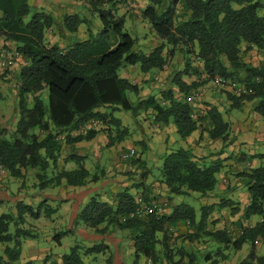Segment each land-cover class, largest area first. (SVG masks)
I'll return each mask as SVG.
<instances>
[{"label": "trees", "instance_id": "1", "mask_svg": "<svg viewBox=\"0 0 264 264\" xmlns=\"http://www.w3.org/2000/svg\"><path fill=\"white\" fill-rule=\"evenodd\" d=\"M148 1L142 16L165 42L149 55L134 51L136 40L125 31L126 17L119 14L121 0H87V11L97 14L102 24L101 30L96 32L93 22L79 14L56 18L42 11L33 14L26 22L32 12L31 0H0V40L6 42L5 49L13 44L25 61L17 77L16 128L11 130L9 124L0 125V164L10 177L23 180L29 169H36L40 190L58 187L63 182L70 187H84L96 182L98 177L91 176L85 167L84 157L77 155H70L66 160L75 163L76 169H61L52 176L49 172L58 167V160L66 146L91 141L100 132L109 137V147L128 139L129 128L114 116L118 111L131 112L134 117L141 111L151 112L158 124L164 127L174 124L182 140L200 131L207 133L211 140L228 141L231 124L216 106L195 119L192 106L184 98L179 100L174 90L164 92L160 99L155 96L141 98L138 97L139 84L119 74V70L127 65L139 66L144 74L153 70L163 71L177 51L195 54L202 63V67H195L188 60L186 68L175 74L171 85L178 89L179 95L187 96L215 78H222L232 84H242L247 91L246 94L228 92V113L253 103L251 111L264 117V65L246 63L242 51L246 46V50L256 49L264 55V0ZM83 26L87 27V39L68 44L66 48L57 42L51 44L47 38L49 31L55 27L75 34ZM166 44L172 47L169 56L164 53ZM185 76L190 80H186ZM46 90L50 95L49 107L42 100V93ZM129 93L135 94L136 100H131ZM30 101L33 102L32 107L29 106ZM92 122L102 125V130L71 135ZM135 144L142 148V152L148 150L143 141ZM135 155L126 161L138 169L145 168L146 163ZM251 159H264V154L252 155ZM222 169L223 161L198 158L192 149L181 148L164 157L161 183L166 185L172 196L191 193L210 196L219 185L218 175ZM237 177L241 178L250 194L249 206L244 209V220L261 218L249 228L239 225L237 238H233L226 229L215 230V222L211 221L216 207L229 208L232 216L241 212L237 203L227 199L217 206H203L200 214L193 206L181 204L170 215L153 214L131 219L130 214L140 203L126 189L114 196L112 204L93 197L81 219L102 234L107 233L109 227L129 230L137 261L146 257L153 264L161 261L162 252L171 261L167 226L178 223L189 224L194 229L195 233L189 236L191 239H212L225 248L232 247L238 251L245 243L254 248L257 240L264 245V166L243 171ZM148 194L144 190L143 198L149 199ZM150 202L153 201L146 203ZM43 204L45 202L34 209L21 201L17 203V216L12 213L0 215V243H14L13 247H6L3 253L0 252V264H20L22 239L34 237L31 230L22 226L28 218H41ZM163 209L165 212L166 207ZM45 211L48 215L54 213L53 209L45 208ZM13 224L16 230L11 233ZM101 225H105V229H99ZM160 233L164 236L162 240L158 236ZM66 234H57L56 243L59 244ZM98 252H101V246L89 249L74 247L64 255L63 264H86L83 256ZM217 256L221 260L227 259L222 251ZM190 257L189 264L203 259L197 253ZM212 258L209 253L204 260L219 264V259ZM240 264H264V256H258L254 248Z\"/></svg>", "mask_w": 264, "mask_h": 264}, {"label": "crops", "instance_id": "2", "mask_svg": "<svg viewBox=\"0 0 264 264\" xmlns=\"http://www.w3.org/2000/svg\"><path fill=\"white\" fill-rule=\"evenodd\" d=\"M45 1L46 0H37L36 7L41 8L44 12L51 13V8L46 4L48 2ZM148 5L149 1L145 0V5L143 6L142 10H144ZM52 6H58L57 8H60V11L65 14H79V5L77 3V0H58L56 3H52ZM120 12L122 11L120 10ZM136 12H138V10H136ZM4 45H6V42L1 39L0 49L4 47ZM139 73L141 74L139 66L127 65L125 66V72L122 77L128 78L132 82L139 84L140 94L138 97L146 98L147 94L149 96H155L156 89L154 88L158 87H152L149 84H142V82H140L141 75ZM136 75H138V78L140 77V80L138 79L139 82L135 80ZM145 80L147 79L145 78ZM0 90L3 92L4 89ZM6 99L9 101V99L11 98L7 95H4L3 93L2 101L5 102ZM8 101L5 102L6 105L12 103V108L10 111L11 115H5L3 113L4 108L1 112V115H4V117H1L3 118L2 120L7 122L11 120L12 116L15 113V108H13L15 104V99H12V102ZM249 104L244 105L241 110H231L229 113L223 108H218L220 111L223 112L225 119L231 124V136L234 139V142L232 141L228 148H224L219 152L213 154L212 156V161H218L219 159L220 161H223V169L218 175L219 185L216 189V191L219 192L214 193L210 196H196L195 199L200 205H197V207L191 205L197 210V213L200 214L201 208L203 206H217L224 199L231 200L237 203L241 208V212L239 214L232 216L231 210L229 208L219 209L218 207H216L215 212L211 216V221L215 222V226L213 228H215V230L226 229L228 233L232 232L233 230L238 231V227H240L241 225L244 228L252 227L251 223L254 220L258 222L261 219L260 217H254L252 220L249 221L244 220V209L249 206L250 194L244 184L238 183V185L236 186L232 182V175L234 174V171L238 170L242 172L253 167L264 166V159L250 160L252 155L264 154V117L257 115L255 112H252V106H249V108ZM227 105L229 107L230 102L225 104V106ZM120 119L123 121V125L128 127L130 130V137L128 139L112 147H109L108 145L110 144V141L108 136L105 133L100 132L91 141L79 142L76 143L74 146H66L62 157L58 160V167L50 170V172H52L50 173L51 176L57 174V172L61 169L74 170L77 168V165L73 162L68 163L66 160L70 157V155L81 156L84 157L85 167L90 171L91 176L98 177V180L96 182H90L84 187H70L67 186L65 182H63L58 187L43 189L40 191L39 194L33 195L23 194V192H25L26 190V186H24L23 190L20 191L21 194L19 197L15 195L13 197H10L8 195V190L10 189L9 185L11 183L10 181L12 177L9 176L8 172L2 177V179L0 180V205H3L4 201L8 199L13 200L14 202H26L25 204L32 206L34 209H37V207L42 202H45V204H43L44 206L42 210V216L37 221H41V225L43 226L47 225L50 227L49 234L46 236V247L41 245L38 240H36L37 243H33L34 241H32L31 243L24 242L22 244V255H20V261H23V259H25L32 261L38 260V264H63V257L65 254H67L66 251L69 247L70 249L74 247L89 249L96 246H101V252H98L96 254L93 253L88 256H83V260L86 264H92L93 262H96L98 260H101V264H126V255L135 256L133 241L131 240L129 234H125L122 236V234H120L121 230L112 227H109L107 233L105 234L98 233L96 229L89 227L81 219L82 213L89 204L90 200L95 194L98 195L101 192V188H103V191L101 192V194L103 193V195L98 197L99 200L101 202H106L110 204H112V200H114V197L110 198L108 192H105L104 189L114 184H118L117 186L119 188L115 189V192H118V194L126 189H135V191H130L135 195L137 199L139 197L143 198L144 190L145 192H149L148 195L150 197H157L160 199L163 195L162 200H164V202H167L165 215H170L176 206H179L181 204H189L184 202L182 199H177L175 196H172L166 185L162 184L161 182V188H158L155 185L150 187L149 182L146 181L144 182L145 186L142 185L140 186V188L137 189L138 185H132L133 183H131V181H128L127 179L123 180L121 178V175H123L121 174L122 170L124 172H130V170H133V167L130 165V167H124L123 165L118 164V160H115L114 164H112L111 161V164L113 166H110L109 170L107 171L102 170L103 174L101 177H99L97 174H94V171H101L102 163H96L97 161L94 162L93 160L94 158L103 159L102 151H104V148L102 149V146L104 145L106 147V152H108L114 150L115 147L119 145H125L126 143L128 144L126 146L134 147L136 145L135 143L139 141H143L146 143L148 147V152L152 154L153 158V154L156 152L158 153V156L162 155V157H164L169 154L170 151L176 150L180 147L183 149H192L194 154L198 158H201L206 155L202 152H206V150L208 149V145L212 153L215 151V146L218 145L220 140H211L208 137L207 133L202 134L200 131H196L185 140H182L178 135L177 127L174 124H170L169 126L165 127L160 124H157L158 128H153V126H151L148 121L142 120L140 112L137 114V116L134 117V120L138 125L137 130L134 128V126H130V122L127 118ZM15 122L17 123V120ZM89 130L100 131L102 130V125L98 124L97 122H92L85 128L79 131L72 132L71 135L79 136L80 134H85ZM65 137L66 134L61 136L62 139H64ZM201 139L208 140L201 141ZM207 141H210V143L208 144ZM114 166L115 169L112 168ZM32 178H34V176ZM224 182H226L227 184ZM37 185L38 181L37 183H35V190L38 188ZM192 194L193 193L188 195L191 196ZM187 196L179 197L181 198ZM45 208L53 209L54 213L50 215L46 214ZM75 222H77V226L74 225ZM62 227H68L66 231H63L67 233L64 238L78 236L80 237V240H76V243L79 244H76L75 246L64 245L63 238L61 239L59 244L56 243L54 241V233ZM105 227V225H101L99 229L102 230L105 229ZM194 233V229H192L189 224L185 225L178 223L174 226H167V242L169 247L172 249L171 253H169V256L174 257V251L177 249L178 251H180L181 255H183L182 262L184 264H186L187 258L189 261V256L194 254L195 251L200 258H203V260H206V256L209 253L212 254V259H219L217 253L219 251L224 252V254L227 256V259H219V264H240L250 256L254 248L256 249V253L258 256H264V245L261 241L258 240L256 241L254 248L251 244L245 243L241 247V249L237 251L232 247L225 248L224 245L218 244L212 239L203 237L199 239H191V237L189 236L193 235ZM158 236L160 240H162L164 237L162 233L158 234ZM123 241H127V246L122 247ZM205 241L209 242L204 245ZM246 245H250V249L247 251L244 250V247ZM210 246L217 247L218 251L216 254L215 252H213V250L211 252L209 248ZM158 249L161 251L160 246ZM232 249L235 252L234 257L228 254V252H231ZM189 250H193V252L191 253L189 252ZM243 251H246V255L242 257L243 259L241 261H237L239 258L238 255ZM163 254H165V252H162V255ZM144 258L147 261V264H153L152 261H150L148 258ZM165 263L170 264V262ZM206 263L209 264L211 263V261H206Z\"/></svg>", "mask_w": 264, "mask_h": 264}, {"label": "rangeland", "instance_id": "3", "mask_svg": "<svg viewBox=\"0 0 264 264\" xmlns=\"http://www.w3.org/2000/svg\"><path fill=\"white\" fill-rule=\"evenodd\" d=\"M58 0H46L45 2L50 8H51V13L50 12H46L48 14H52L53 16H55L56 18H59L60 16L62 17L63 15H66L65 13L61 14V11H59V9L57 8L58 6H52V3H56ZM135 1V2H134ZM87 0H77V3L79 5V10L78 13L79 15H81L82 17H86L87 19H90L93 22V27H94V32H96L97 30H101L102 24L101 21L98 17L97 14H91L90 12L87 11V4H86ZM129 3V4H128ZM37 4V0H31V5H32V12L31 15L29 17H27L26 22H28L31 17L33 16V14H35L36 12H42L43 10L41 8L36 7ZM124 4V5H123ZM56 5V4H54ZM145 5V0H121L120 3V9L122 12H120L119 14L122 16L124 15L126 17V24H125V31L131 35L132 38H134L136 40L135 46H134V51L136 52H142L144 54L149 55L155 48H157L158 46L162 45L163 43H165L163 40H161L152 30L151 25L149 24V22L143 18L142 13H143V6ZM53 7V8H52ZM56 7V8H55ZM136 10H138V12H136ZM65 12V11H64ZM60 17V18H61ZM49 42L52 43H59L63 48H66V46L68 44L73 45L76 42L82 41V40H86L87 39V27L83 26L78 33L75 34H70L69 32L66 31H61L59 29V27H55L53 28L51 31H49L48 36H47ZM5 49L4 47H2L0 49V56H1V52L2 50ZM7 50L12 51L15 56H14V66L13 68H8L6 70L0 71V89H4L3 92L0 90V95L2 97L3 93L4 95H7L8 97H10L11 99H9V101L6 99L5 102H12V99H15L14 101V115L12 116L11 120L9 122L7 121H3L1 117H4V115H1V112L3 110V113L5 115H11L10 111L12 108V103L7 104L4 101L0 102V125L1 126H6V124H9L8 126H10V129L13 130L15 129V121L18 119L17 116V106H18V74L21 70V68L25 65V61L22 59V57L18 54L16 47L13 44H9V46L6 47ZM172 47L166 44V48L164 53L167 54V56H169V52L171 51ZM243 51V59L246 63L252 64L254 66H260V65H264V55L260 54L258 52V50L256 49H252V50H246V46H243L242 48ZM191 60V62L193 63V66L195 67H202V63L199 62L200 60L197 58V56L195 54L193 55H189L187 53L184 52H180L177 51L176 55L172 58V61L165 67V69L162 72H158L156 70H153L152 72L148 73V74H144L143 72H141V81L142 84H149L150 86H157L158 88H154L156 89L155 91V97L157 98H161L162 94L168 90H174L175 93L177 94V97L179 100L181 99H186V101L192 106L193 109V118L195 119H199L200 117L204 116L207 112V110H209L210 107L216 106L217 108H223L224 110L227 111L228 109V105L225 106V104L228 103V92L232 93V94H238L237 90L244 88L242 84L240 83H236V85L238 86L237 89H234L233 87L230 88L229 86H218L216 85L214 82H210L206 85H204L203 87H201L199 90H196L192 93H190L189 95H179L178 94V89L174 88V86H172V79L175 76V74H177L178 72H182V70H184L186 68L187 65V61ZM125 72V66H123L120 70H119V74L122 76ZM143 73V74H142ZM140 78V77H139ZM138 75L135 76V80L137 82L138 81ZM145 78L147 80H145ZM186 80H190V78L187 76H185ZM140 80V79H139ZM235 84V83H234ZM131 100H136V95L133 93H129L128 94ZM146 97H149V95L147 94ZM42 100L44 102V104L46 105V107H49L50 104V95L49 92L46 90L42 93ZM254 105L253 103H250L248 105L252 106ZM29 106L32 107L33 106V102L30 101ZM250 108V107H249ZM248 108V110H249ZM222 109V110H223ZM121 112V113H119ZM141 117L142 120L148 121L150 123L151 126H153V128H158L157 127V122L153 119V116L151 114V112L147 113L145 111H141ZM238 113V112H237ZM235 113V114H237ZM114 116L116 118H127L130 122V126H134V128L137 130L138 129V125L136 123V121L134 120V116L132 115L131 112H125V111H118V113H115ZM155 126V127H154ZM141 133V132H139ZM232 133V132H231ZM109 138V137H108ZM208 139H201V141H206ZM110 141V139H109ZM234 142V139L232 138V136L230 135V138L228 139V141L223 142V141H219L218 145H216L215 147V151L211 153V149H209V145H208V149L206 150V152H202L203 154H206L204 156L205 158L208 157V161H212V156L213 154L219 152L220 150L224 149V148H228L230 146L231 142ZM207 143L209 144L210 141H207ZM105 144V143H104ZM128 145L127 143L125 145H119L117 147L114 148V150L108 151L106 152L105 150V145L102 146V149L104 151H102V156L103 159H98V158H94V162L98 163L101 162L102 163V169L101 171H94V174H97L99 177L102 176V170L107 171L109 170L110 166H113L112 164L115 163V160H118V164L123 165L124 167H130L132 166L133 170H130V172H124L122 170L123 175H121V178L123 180L127 179L128 181H131V183H133L132 185L136 184V185H141V183L144 182H149L150 187L151 186H156V187H160L162 185H160V182L162 180V173H161V168L164 164V157L158 156V153H154V158L152 156L151 153L148 152V150L146 152H142V148L139 145H135L134 147H129L126 146ZM205 146H206V142H205ZM130 149H135L137 151V154L135 155V157L140 156L142 161H144L146 163V167L143 169H138L136 166H134L130 161H126L123 159V154L127 153ZM178 149H181L178 148ZM176 149V150H178ZM175 151V150H173ZM170 151L169 153L173 152ZM220 154V153H219ZM168 155V154H167ZM93 156V155H92ZM207 156V157H206ZM133 159V158H132ZM131 159V160H132ZM100 160V161H99ZM220 160V159H219ZM112 161V164H111ZM233 162V161H232ZM89 164V163H88ZM130 165V166H129ZM117 166V165H116ZM139 167V166H138ZM115 169V166L112 167ZM129 169V168H127ZM117 170V169H116ZM30 172V173H29ZM29 172L26 173V178L21 180V179H16V178H12L11 179V183L9 185V192L8 195L10 197H13L14 195L19 197L21 192L24 188V186H26V190L25 192H23V194H29V195H33V194H39L41 190H39V188H37L35 190V183H37V179H36V173L37 170L36 169H29ZM243 172V171H242ZM52 173V172H49ZM118 173V171H117ZM145 174L144 178H142V174ZM234 174L232 175V182L237 186L238 183H242L241 178L237 177V175L239 173H241V171H234ZM227 174V173H226ZM34 176V178H32ZM223 180V179H222ZM143 181V182H142ZM153 185H152V184ZM226 183V182H224ZM227 184V183H226ZM232 184V183H231ZM118 184H114L111 185L110 187L104 189L105 192H108V195L110 198H113L114 196H116L115 194H118V192H115V189H118L119 187L117 186ZM229 185V184H228ZM145 186V185H144ZM155 187V188H156ZM139 187H137L138 189ZM153 188V187H152ZM131 191H135V189L130 188ZM103 191V188H101V192ZM101 192L97 195L96 197H100L103 195V193L101 194ZM219 191H215L214 193H217ZM213 193V194H214ZM212 194V195H213ZM220 194V193H218ZM95 195L93 197H95ZM196 196H201L198 193H193L191 196H187V197H179V196H175L177 199H182L184 202L189 203L190 205L196 206L200 205L198 204L197 200L195 199ZM163 195L161 196V198H157V197H149V199H145V198H141L139 197V203L142 202H147V201H158L161 202L162 204L166 205L167 202L164 200H162ZM99 199V198H98ZM17 203L18 202H14L13 200H5L3 205H0V215L2 214H14L17 216ZM26 203V202H25ZM167 208V206H164ZM165 214V212H164ZM256 220H254L251 225L254 226L256 224ZM77 222L74 223L75 226H77L76 224ZM70 225V222H69ZM68 225V226H69ZM41 225V221H37V220H33L31 218H28V220L26 221L25 225H23V228L29 229L31 230L32 234L34 235V237L32 238H26V239H22V244L24 242H29L31 243L32 241H34L33 243H37L36 240L39 241V243L41 245H43L44 247H46V243H47V239L46 236L49 234L50 231V227L45 225L43 226ZM42 228V229H41ZM68 227H62L61 229L57 230L54 233V238L56 237L57 234H59L60 232L66 231ZM16 230L15 225L13 224L11 226V233H14ZM120 234L125 235V234H129V230H123L120 232ZM233 238H237V234L238 231L233 230L232 232L229 233ZM64 245H69V246H75L76 244V240H80V237H67L64 238ZM56 242V238L54 240ZM209 241H205L204 245H206ZM178 245V243H177ZM14 243H0V252L3 253V251L6 249V247H13ZM34 246V245H33ZM123 246H127V241H123ZM250 245H246L244 248V250H249ZM211 252L213 250V252H215V254L217 253L218 249L216 246H210L209 247ZM71 249L70 247L67 249V253H70ZM187 251V250H185ZM246 251H243L242 253H240L238 255V260L237 261H241L243 258V256L246 255ZM189 252H193V250H189ZM175 255L174 257H170L171 258L169 261L166 254H163L161 256V261L159 262V264H167L165 262H170V264H178L179 262L183 261V255H181L180 251H178L177 249L174 251ZM196 253V251H195ZM228 254L230 256H235V252L232 249L231 252H228ZM100 256V255H99ZM100 259V258H99ZM190 256H189V261L188 258L186 260V264L190 263ZM236 261V260H235ZM125 262L126 264H147V261L145 260L144 257H141L139 259V261H137L135 256H130V255H126L125 256ZM164 262V263H162ZM30 263H34V264H38L39 261H32V260H25L23 259V261L20 262V264H30ZM92 264H101V260H98L96 262H93ZM195 264H207L205 260L200 259L198 261L195 262ZM211 264V263H209Z\"/></svg>", "mask_w": 264, "mask_h": 264}, {"label": "built area", "instance_id": "4", "mask_svg": "<svg viewBox=\"0 0 264 264\" xmlns=\"http://www.w3.org/2000/svg\"><path fill=\"white\" fill-rule=\"evenodd\" d=\"M14 56L15 54L12 51H9L7 49H3L0 56V71L10 69L14 66ZM201 62V61H199ZM213 82L218 86H229L230 88L237 89L238 86L236 84H232L227 82L225 79L222 78H215ZM238 94H246L247 91L244 88L237 90ZM135 155V150L131 149L130 152H127L123 154V159L127 160L132 158ZM5 168L0 164V180L2 177L6 174ZM165 205L158 201H153L150 203L142 202L139 204V206L130 214V218H145L149 215H162L164 213V207ZM125 220V219H124ZM43 264H49V263H43Z\"/></svg>", "mask_w": 264, "mask_h": 264}]
</instances>
